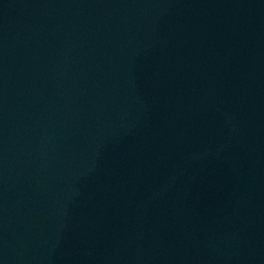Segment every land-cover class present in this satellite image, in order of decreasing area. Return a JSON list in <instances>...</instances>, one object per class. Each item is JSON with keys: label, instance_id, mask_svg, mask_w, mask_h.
<instances>
[{"label": "water", "instance_id": "water-1", "mask_svg": "<svg viewBox=\"0 0 264 264\" xmlns=\"http://www.w3.org/2000/svg\"><path fill=\"white\" fill-rule=\"evenodd\" d=\"M0 264H264V0H0Z\"/></svg>", "mask_w": 264, "mask_h": 264}]
</instances>
